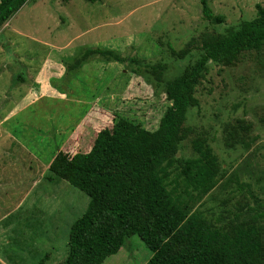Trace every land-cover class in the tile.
Returning <instances> with one entry per match:
<instances>
[{"label":"rangeland","instance_id":"1","mask_svg":"<svg viewBox=\"0 0 264 264\" xmlns=\"http://www.w3.org/2000/svg\"><path fill=\"white\" fill-rule=\"evenodd\" d=\"M207 3L224 16L222 24L202 17L199 0H27L0 25V123L18 142L8 149L9 136L0 135V156L13 160L23 176L0 171V264H39L45 255V264H64L70 227L89 202L65 180L38 173L31 156L40 164L52 160L90 111V126L75 137L85 133L83 143L63 152H87L97 132L118 118L156 130L170 106L165 84L195 63L203 39L252 20L257 5L264 9V0ZM91 48L112 50L126 61L106 62L96 54L83 59ZM171 48L187 55L179 59ZM42 83L69 99H43L9 117ZM194 97L198 106L188 109L177 157H195L192 141L205 139L220 171L216 186L190 211L227 230L264 210V48L243 52L230 65L209 63ZM260 225L264 235V221ZM151 256L133 235L102 264H146Z\"/></svg>","mask_w":264,"mask_h":264},{"label":"trees","instance_id":"2","mask_svg":"<svg viewBox=\"0 0 264 264\" xmlns=\"http://www.w3.org/2000/svg\"><path fill=\"white\" fill-rule=\"evenodd\" d=\"M26 1L0 0V25ZM199 2L204 19L216 25L224 22L207 0ZM263 48L264 9L257 5L252 20L225 35L204 38L195 63L165 84L170 106L156 130L118 118L111 128L96 134L88 153L54 156L49 165L52 177L89 198L85 212L70 227L64 264H102L133 235L152 253L146 264H264L260 225L264 210L229 223L227 230L212 224L202 212H191L190 205L216 186L218 159L205 139L192 141L195 157H177L188 109L198 106L194 88L208 64L230 65L241 53ZM170 51L179 59L187 55ZM95 54L106 62L126 61L112 50L97 48L88 49L83 59ZM259 204L264 205V199Z\"/></svg>","mask_w":264,"mask_h":264},{"label":"crops","instance_id":"3","mask_svg":"<svg viewBox=\"0 0 264 264\" xmlns=\"http://www.w3.org/2000/svg\"><path fill=\"white\" fill-rule=\"evenodd\" d=\"M42 32H44V31H42ZM56 40V42H58V40L59 39H55ZM47 45H49V44H47ZM54 45H52L51 47H53ZM43 73H45V72H43ZM41 79V77H39L37 80H38V84L40 83V80ZM58 88V87H57ZM55 89V88H53V87H51V86H48V87H46L45 86V84H43L42 83V87H41V90L40 89H38V91H36V92H29L28 93V95H26L25 97H22V99H20V101H19V103H16V106H15V108L12 110V113H10V115H9V117H14V115H15V113L17 112V111H22V110H26V109H28V108H30V107H32V106H34V105H36V103H38L39 101H41V100H43V99H51L52 101H61L62 103H65V102H63L64 100H66V99H69V97L66 95V93H63V92H60L58 89ZM28 90V89H27ZM11 104H15V102H11ZM46 105H44V107H45ZM9 114V113H8ZM91 115H93V112L92 111H90L89 113H87L82 119H81V124L79 125V127H78V130L74 133V130L71 132V134L68 136V137H66V139L62 142V144H61V146H60V148L58 147V149H57V152H56V154L58 153V152H63V149L64 148H68V146H69V144H71V143H77V144H82L83 143V138H84V136H85V133H82V136H83V138H81V137H78V140L77 141H75V137H76V135L77 136H79V133H77L78 131H79V129H81V127H82V130H84L85 131V129H86V126L88 125V126H90V121H92V119H93V117L91 116ZM6 123H0V135L1 136H6V137H8L9 136V139L11 140V142H10V144L8 145V149L10 148V147H15V146H18L17 144H18V142H17V140L12 136V134L11 133H8L6 130H4V128H3V126L5 125ZM23 125H25V123L23 124ZM98 133V132H97ZM96 137V136H95ZM87 145V144H86ZM83 146H85V145H83ZM73 146H71V148H72ZM4 148H6V147H4ZM90 149H91V146L89 147L88 146V151L87 152H84V154L85 153H88L89 151H90ZM11 151V150H10ZM63 153H65V152H63ZM77 152H74V153H71V155L70 156H73V155H75ZM3 154L4 153H2V157L0 156V171L2 172V173H4V176L6 177V176H8L9 178H14V179H21L23 176L22 175H18V169H16L15 168V165L12 163L13 162V160H11V161H9V160H7V158L6 159H3L4 157H3ZM55 154V155H56ZM68 154V153H67ZM31 158L33 159V161H34V163L37 165L36 166V169H37V172L38 173H40L42 170L43 171H46V172H48L49 173V175H51V173H50V171H49V165H50V163H51V161L52 160H50V161H48V163H45V164H40V162H39V159H37V158H35V157H33V156H31ZM27 170L28 171H32V167L31 166H28L27 167ZM37 175H35V177H36ZM50 179H55V178H53L52 176L50 177ZM35 179H33V181H34ZM31 184H34V182L33 183H31ZM33 186H35V185H33ZM33 188V187H32ZM27 189H28V187H27ZM29 189H31V185H30V188ZM25 192V191H24ZM34 193V192H33ZM26 194H30V191L29 190H27V192H26ZM18 209H19V207H18ZM5 216V215H4ZM3 216V217H4ZM10 216V215H9ZM8 217V216H7Z\"/></svg>","mask_w":264,"mask_h":264}]
</instances>
